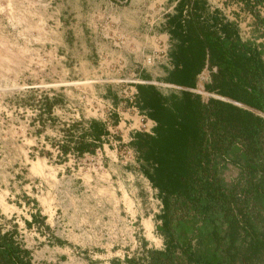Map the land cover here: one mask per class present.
Returning <instances> with one entry per match:
<instances>
[{"label": "rangeland", "instance_id": "1", "mask_svg": "<svg viewBox=\"0 0 264 264\" xmlns=\"http://www.w3.org/2000/svg\"><path fill=\"white\" fill-rule=\"evenodd\" d=\"M185 1L180 0L181 8L186 7ZM211 1L224 10H234L242 37L262 39L263 24L252 23L249 12L230 0ZM178 5V0H0V228L27 216L32 197L40 203L46 200L45 166L53 168L60 162L62 170L72 173L69 189L53 192V201L63 212L59 217L58 209L53 211L56 218L49 232L53 246L37 248L35 260L29 259L31 264H121L123 255L160 246L159 201L146 178L140 177L145 189L141 196L142 182L131 176L128 190L138 192L128 207H100L106 199L104 192L93 188L103 183L97 157L66 149L68 158L59 161L64 151L58 152L57 142L67 135L73 137L86 117L111 118V111L124 105L126 86L123 92L122 81L108 76L123 75L128 66L139 63H134L136 44L141 48L138 61L149 64L152 42L159 45L162 40L166 45L163 37L151 40L150 32L162 30L165 13H174ZM257 9L264 21V10L259 5ZM112 47L119 50L110 56ZM85 53L86 61L81 60ZM260 56L264 60V51ZM80 75L97 78L80 79ZM157 81L163 90L180 87L161 78ZM108 85L123 94H106ZM43 99L49 101L47 108H43ZM138 121V127L143 126ZM131 133L121 134L126 142L121 150L124 158L108 169L114 194L120 182L128 181L119 168L138 167ZM220 173L229 180L236 170L226 161ZM69 190L76 208L69 207ZM80 201L91 207H81ZM259 204L253 220L264 227V207ZM57 235L58 240L53 238ZM15 237L22 244L20 234ZM32 239L37 245L42 236ZM250 264H264V253L259 252Z\"/></svg>", "mask_w": 264, "mask_h": 264}, {"label": "trees", "instance_id": "2", "mask_svg": "<svg viewBox=\"0 0 264 264\" xmlns=\"http://www.w3.org/2000/svg\"><path fill=\"white\" fill-rule=\"evenodd\" d=\"M178 1L163 26L164 51L174 66L163 79L190 86L205 60L213 68L202 88L230 100L134 83L133 102L152 123L148 131L133 130L129 140L159 201L161 244L123 255L121 264H250L264 253V227L253 220L260 202L264 207V21L257 9L264 10V0H235L252 23L263 24L262 39L254 41L239 36L235 21L204 0H187L185 8ZM41 102L48 107V100ZM101 130V122L89 118L86 129L57 142L58 152L90 151L94 142L85 134L94 138ZM226 161L235 167L233 179L221 176ZM27 212L23 224L31 218ZM15 233L14 222L0 228V264H31Z\"/></svg>", "mask_w": 264, "mask_h": 264}, {"label": "crops", "instance_id": "3", "mask_svg": "<svg viewBox=\"0 0 264 264\" xmlns=\"http://www.w3.org/2000/svg\"><path fill=\"white\" fill-rule=\"evenodd\" d=\"M236 8H239V3L235 0H230ZM204 2L207 4V6L210 8L211 6H215L219 13H221L224 17L229 18L235 23H237L236 18L234 17V10H224L221 5H217L215 1L211 0H204ZM240 10L243 11V9L239 8ZM244 12L248 13V11L244 10ZM171 14L165 13L164 19L168 18V16ZM250 15V14H249ZM237 33L240 36V31L239 29H236ZM151 40L155 39L156 37L160 38H165L166 37V32L162 30H157L151 31L150 35ZM164 44L162 40L159 42V45H156L155 42H152L150 45V51H149V56L150 61L148 65L143 64L141 61H138L137 56L141 48H138L137 44L134 46L133 50L134 53L136 54V60L137 63L139 62L136 66H128V69L125 71L123 75H110L108 78L110 80H121L123 88H121L124 91V88L126 86V91L127 94L123 95L122 101L124 102V105L118 104V108H114V111H111V118L104 116H88L84 119V121L81 122L79 127L75 130L79 129H86V121L89 118H94L98 119L101 122L102 125V130L95 135L94 138H92L89 134H85V138L89 139L90 141H93L94 144L91 146V150L86 152L82 151L79 154L83 153H89L93 154L97 157L98 162H99V172L101 173V176L103 177V183H100L99 186L96 184L93 185V188L97 189L99 188L100 192L103 194L105 193V201H101L100 207L103 208H113V207H128L129 203L131 202L130 199L137 197L135 196L134 193L136 194V190L131 191L128 190V183L129 180L131 179V176L140 179V177H144V175L139 171L138 167L134 168H126L124 167L119 168V170L123 173L124 177H128V181H125V185H123L120 182V186H118V194H114V187L109 183L110 182V167L115 164V162H120L121 158H124V155L122 154L121 150L125 148V139L122 137L121 134H123L126 131L131 132V130H138L141 128V130L148 131L149 126L152 123V120L150 117H148L144 111L145 107L143 106L142 108H138L135 106L133 102V93H134V83H141V84H150L152 85L157 91L159 92H166L168 89H161L158 85L157 79L164 78V75H172L174 72V66H172L170 58L165 54L164 51ZM163 45V46H162ZM119 48L117 47H112L110 49V56L111 53L112 55L116 54V51H118ZM139 50V51H138ZM87 54L83 56V59L85 60V57ZM159 56V57H157ZM213 67L206 63L205 60H202L200 66L198 69L193 73V82L192 85L190 86H185L182 84H177L176 85L182 87V88H187L192 91H196L199 95L200 92H205L204 94L206 95H212L215 97L219 98H224V99H229L225 96L219 95L217 93L205 90L201 86V81L205 79L206 75H210L209 70L212 69ZM118 72V71H116ZM97 75H80V79H86V80H92L93 78H97ZM119 89L114 88L111 85L105 86L104 92L108 95H120L123 93H120L118 91ZM119 92V93H118ZM205 96V95H204ZM230 100V99H229ZM118 101V100H117ZM232 101V100H231ZM236 104L243 105L245 107H248L256 112L262 113L258 110L253 109L250 106H246L244 104H241L239 102L233 101ZM138 119H141V123H143V126L138 127ZM115 128L118 129V132L115 131ZM117 134L119 136H117ZM63 157L59 158V161H63V159L68 158V153L67 151L64 150L62 153ZM130 161H134L133 159H128ZM138 161V160H137ZM136 164V162H135ZM62 163L56 162V165L52 167H47L44 170V175L46 176V186L44 187V195H46V200L44 202H38L35 200V197L33 198V206L31 207V218L27 221L26 224H23L21 219L19 221L15 220V227L17 230V233L20 234V239L22 240V244L27 247L28 249V255L29 259L33 261L35 260V253L37 248H50L53 246V243L50 241L49 237V232L51 225L53 224L52 221L54 220L55 214L53 211L57 208L58 209V215L59 217L62 216V210H61V205L53 201V192L54 190H67L68 187H70V184L68 182L72 181L71 175L72 173L68 170L61 168ZM145 178V177H144ZM142 182V192L141 196L145 195V189H144V184L143 180L140 179ZM69 189V188H68ZM56 190V191H57ZM69 195V201H70V208H76V203L73 202L74 198V193L71 192L70 190L68 191ZM132 197V198H131ZM85 200V199H84ZM95 200V199H93ZM81 202V207H86L87 203L84 201ZM88 206V205H87ZM90 206V204H89ZM88 206V207H89ZM91 207V206H90ZM24 218L28 219V214L27 216H23ZM42 226L44 229H39V227ZM69 228V227H68ZM66 227V230L68 229ZM38 230H41L40 233H38ZM42 240H40L39 244L36 245V243H32V238L36 237H41ZM51 236V235H50ZM56 240L60 238L59 235L53 236ZM32 243V244H31ZM36 246V247H35Z\"/></svg>", "mask_w": 264, "mask_h": 264}]
</instances>
